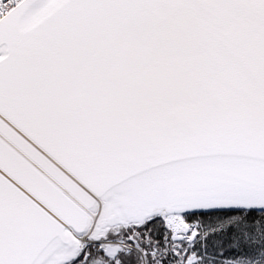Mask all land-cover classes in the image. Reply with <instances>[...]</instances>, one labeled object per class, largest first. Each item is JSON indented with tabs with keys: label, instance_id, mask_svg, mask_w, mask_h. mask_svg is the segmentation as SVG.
<instances>
[{
	"label": "snow or ice",
	"instance_id": "obj_1",
	"mask_svg": "<svg viewBox=\"0 0 264 264\" xmlns=\"http://www.w3.org/2000/svg\"><path fill=\"white\" fill-rule=\"evenodd\" d=\"M162 2L0 0V264H264V93L154 100L180 126L160 130L138 126L143 102L118 87L57 84L64 148L3 103L10 64L67 21L99 36ZM204 2L264 29V0Z\"/></svg>",
	"mask_w": 264,
	"mask_h": 264
},
{
	"label": "water",
	"instance_id": "obj_2",
	"mask_svg": "<svg viewBox=\"0 0 264 264\" xmlns=\"http://www.w3.org/2000/svg\"><path fill=\"white\" fill-rule=\"evenodd\" d=\"M145 24V41H121L122 34ZM3 80L4 105L61 148L70 145L69 134L48 108L57 84L73 92L118 87L143 102L138 126L179 129L152 101L194 99L212 106L229 93L256 103L257 93H264V29L243 9L167 0L111 23L99 36L82 33L69 20L39 47L15 58ZM139 149L146 155L152 146L145 139Z\"/></svg>",
	"mask_w": 264,
	"mask_h": 264
},
{
	"label": "clouds",
	"instance_id": "obj_3",
	"mask_svg": "<svg viewBox=\"0 0 264 264\" xmlns=\"http://www.w3.org/2000/svg\"><path fill=\"white\" fill-rule=\"evenodd\" d=\"M147 27H148L147 24L137 27L136 29L130 32H126L122 34L120 39L121 41L129 45H133L137 42L145 41L147 38V32H146Z\"/></svg>",
	"mask_w": 264,
	"mask_h": 264
},
{
	"label": "bare ground",
	"instance_id": "obj_4",
	"mask_svg": "<svg viewBox=\"0 0 264 264\" xmlns=\"http://www.w3.org/2000/svg\"><path fill=\"white\" fill-rule=\"evenodd\" d=\"M206 74V73H205ZM205 74H202V75H205Z\"/></svg>",
	"mask_w": 264,
	"mask_h": 264
}]
</instances>
